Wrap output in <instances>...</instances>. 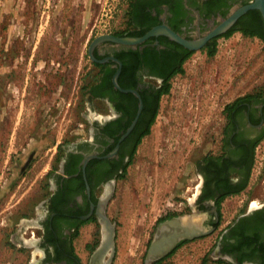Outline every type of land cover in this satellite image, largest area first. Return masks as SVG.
Returning a JSON list of instances; mask_svg holds the SVG:
<instances>
[{
	"label": "rangeland",
	"instance_id": "1",
	"mask_svg": "<svg viewBox=\"0 0 264 264\" xmlns=\"http://www.w3.org/2000/svg\"><path fill=\"white\" fill-rule=\"evenodd\" d=\"M130 3L0 0V264H30L43 255L23 241L42 236L39 219L52 192L51 174L65 146L85 136L84 91L99 71L89 44L127 29ZM216 43L214 55L195 51L172 78L150 133L116 181L107 206L116 224L112 264H146L161 219L192 213L201 181L196 161L218 151L225 105L264 92V41L236 31ZM263 154L264 143L256 151L252 187L222 201L216 230L187 239L158 264H234L217 258L216 241L261 194ZM75 231L83 240L76 250L89 264L101 224L94 217L77 225L71 238Z\"/></svg>",
	"mask_w": 264,
	"mask_h": 264
},
{
	"label": "flooded vegetation",
	"instance_id": "2",
	"mask_svg": "<svg viewBox=\"0 0 264 264\" xmlns=\"http://www.w3.org/2000/svg\"><path fill=\"white\" fill-rule=\"evenodd\" d=\"M249 1L153 0L141 9L138 6L135 21L140 30L166 24L185 38L197 40L212 31L235 6ZM245 15L237 20V26L244 25ZM148 30L129 36L140 37ZM221 35L210 38L198 50L206 49ZM94 51L101 61L93 60L99 63V71L84 91L85 136L65 146L51 174L52 192L43 203L46 213L39 219L42 236L36 247L43 250L42 264H81L71 253L72 231L82 221L97 217L96 208L107 186L115 190L123 169L130 166L137 141L153 118L156 97L166 77L197 50L159 34L132 45L103 42ZM189 51L192 54L182 62ZM117 72L119 86L114 82ZM224 117L218 151L207 152L196 161L201 179L196 197L199 209L216 207L218 211L220 197L252 187L256 151L264 143V94L260 99L242 101ZM246 181L244 189L235 191ZM261 183L256 202L251 200L218 235L215 253L219 260L264 264V177ZM214 217L212 213L209 223L218 227Z\"/></svg>",
	"mask_w": 264,
	"mask_h": 264
},
{
	"label": "water",
	"instance_id": "3",
	"mask_svg": "<svg viewBox=\"0 0 264 264\" xmlns=\"http://www.w3.org/2000/svg\"><path fill=\"white\" fill-rule=\"evenodd\" d=\"M258 9L264 19V0H250L243 5L235 6L226 18H222L221 22L207 35L197 40H189L170 28L166 24L155 26L148 30L143 36L131 37V36H117L111 33L101 34L95 37L89 44L88 52L89 56L94 61H101L94 55L95 48L103 42H113L116 44L132 45L140 43L150 36H156L159 34H165L171 37L173 40L182 44L183 46L191 49L198 50L202 48L206 42L215 36H219L229 30L237 20L247 13L249 10ZM115 59L114 57H112ZM118 72L114 76V82L116 86ZM133 92H136L132 90ZM140 111V110H139ZM135 123V121H134ZM133 123V124H134ZM131 127L129 128V130ZM87 160L85 161V163ZM114 187L107 186V189L100 197L96 214L102 227V237L99 245L91 254L89 264H112V261L116 252L115 236H116V224L113 222L107 213V206L113 196ZM192 213L187 216H174L164 221H161L156 228L153 239L147 249L145 256V263L152 264L153 262L167 256L173 251V249L185 239H194L207 234H210L215 230V226L209 223L211 214L214 213L215 220L219 221V214L216 207L210 210H201L196 204H191ZM94 204H92V209ZM37 238H31L25 241L26 245H38ZM38 248V247H36ZM40 249V248H38ZM43 252V250H41ZM30 264H42V258H34Z\"/></svg>",
	"mask_w": 264,
	"mask_h": 264
},
{
	"label": "trees",
	"instance_id": "4",
	"mask_svg": "<svg viewBox=\"0 0 264 264\" xmlns=\"http://www.w3.org/2000/svg\"><path fill=\"white\" fill-rule=\"evenodd\" d=\"M153 0H131V3H130V9H129V18H128V28L123 30V31H120V32H116V33H113L114 35H117V36H125V35H134V34H142L144 33L146 30L149 29L150 26L146 27L145 29L143 30H140V28H138V23L135 21V18H136V11H137V8L140 7V9L142 8L141 6L145 5L146 3H153L152 2ZM247 3V2H246ZM139 6V7H138ZM245 17V22H244V25L242 26H237L238 22L236 23V25L234 27H232L228 32H226L225 34L221 35V36H225V37H229L231 36L234 32L236 31H239L241 33H243L244 35H248V36H257L259 37L260 39H262L264 41V19L260 13V11L258 9H254V10H249L246 15L244 16ZM220 36V37H221ZM219 38V37H218ZM216 40L215 39L212 43H210L208 46H207V52L209 55H214L216 53V50H217V43H216ZM192 54V51H189L188 53H186L184 55V57L182 58V62L186 60V58H188L190 55ZM94 55L96 58H99L100 56H98L96 54V52L94 51ZM97 67L99 66V63H94ZM184 72V67H183V64L180 65L176 70H174L172 73H170L167 77H166V81H165V84L163 85V87L160 89V92L158 94V96L156 97V102H155V109H154V115H153V118L152 120L149 122L148 126H147V129L143 132L142 136L138 139L137 141V146L140 144V142L142 141L143 137H145L146 135H148L151 131V126L154 124L155 120H156V117L158 115V112H159V108H160V100H161V97L162 95L166 94V93H169L170 92V89H171V80L172 78L179 74V73H183ZM264 92L263 91H258V92H252V93H248V94H245V95H242V96H239L237 97L236 99H234L233 101L227 103L225 105V108H224V113L226 114V112L230 111L231 109H235V107L241 103L242 101H247L251 98H262ZM136 153V148L134 149L133 151V156L134 154ZM132 163V160L130 161V164ZM129 164V163H128ZM126 170H127V166L123 169V172L121 173L120 177L122 175H124L126 173ZM247 185V181L242 185L240 186L239 188H237L235 191H239V190H242L246 187ZM226 195H223L222 197H220V199L218 200L217 202V205H218V211L220 213V206H221V203L222 201L224 200ZM203 209V207L201 208ZM221 215V213H220ZM175 215H171V216H168L164 219H161L162 220H166L168 218H171V217H174ZM94 218V217H93ZM92 219V218H91ZM91 219H88L91 220ZM84 222H87V220H84L82 221V223ZM78 236V231H75V233L72 235V238H71V253L72 255L74 256V259L78 262H81L80 260V257L75 253V250H74V247H73V239ZM184 241H187V239L181 241L177 247H179ZM90 247V246H89ZM175 250V249H174ZM173 250V252H174ZM162 261L159 260L156 264L160 263ZM82 264V263H81ZM203 264H206L205 261H203Z\"/></svg>",
	"mask_w": 264,
	"mask_h": 264
},
{
	"label": "crops",
	"instance_id": "5",
	"mask_svg": "<svg viewBox=\"0 0 264 264\" xmlns=\"http://www.w3.org/2000/svg\"><path fill=\"white\" fill-rule=\"evenodd\" d=\"M76 239H77V237L73 239L72 244H73V247H74L75 253H76L79 257H81V254H80V253L78 252V250H76V249L82 247V242H83V240L80 241V240H76ZM84 239L86 240L87 238L85 237ZM87 242H88V241H87ZM87 244H88V243H87ZM73 257H74V256H73ZM80 260H81L80 263L83 264V261H82L81 258H80Z\"/></svg>",
	"mask_w": 264,
	"mask_h": 264
}]
</instances>
